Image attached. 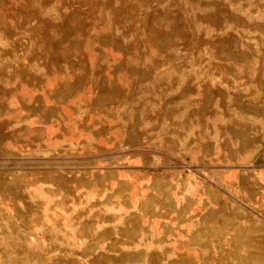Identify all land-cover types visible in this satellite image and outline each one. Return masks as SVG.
Instances as JSON below:
<instances>
[{"label":"rangeland","instance_id":"374dc122","mask_svg":"<svg viewBox=\"0 0 264 264\" xmlns=\"http://www.w3.org/2000/svg\"><path fill=\"white\" fill-rule=\"evenodd\" d=\"M0 264H264V0H0Z\"/></svg>","mask_w":264,"mask_h":264}]
</instances>
